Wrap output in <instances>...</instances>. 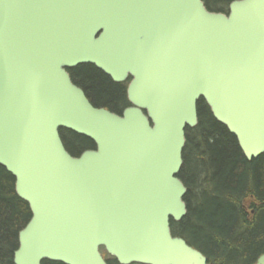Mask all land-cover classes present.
Here are the masks:
<instances>
[{"label":"water","instance_id":"water-1","mask_svg":"<svg viewBox=\"0 0 264 264\" xmlns=\"http://www.w3.org/2000/svg\"><path fill=\"white\" fill-rule=\"evenodd\" d=\"M131 79L121 115L69 73ZM203 99L246 158L264 157V0H0V166L32 218L15 264H208L171 223ZM96 149L73 157L61 131ZM256 264H264V255Z\"/></svg>","mask_w":264,"mask_h":264},{"label":"trees","instance_id":"trees-1","mask_svg":"<svg viewBox=\"0 0 264 264\" xmlns=\"http://www.w3.org/2000/svg\"><path fill=\"white\" fill-rule=\"evenodd\" d=\"M239 0H204L211 13L228 15ZM95 108L121 115L129 104L123 85L92 65L69 71ZM199 124L186 130L183 166L178 178L187 189V215L171 223L174 237L199 250L208 264H256L264 255V157L249 161L237 138L198 103ZM67 151L78 156L94 151L86 137L62 130ZM15 179L0 166V264H15L19 233L32 218L29 205L16 194ZM108 264L117 261L102 250ZM43 264H62L46 261Z\"/></svg>","mask_w":264,"mask_h":264},{"label":"flooded vegetation","instance_id":"flooded-vegetation-1","mask_svg":"<svg viewBox=\"0 0 264 264\" xmlns=\"http://www.w3.org/2000/svg\"><path fill=\"white\" fill-rule=\"evenodd\" d=\"M111 79V78H110ZM111 81L114 83V84H118V85H123L124 86V88H125V92H126V100H127V102H128V104H129V106L128 107H130V103H129V101H128V96H127V90H128V86H129V83H130V81H131V79H128L126 82H123V83H115L112 79H111ZM126 108H124L123 109V111L125 110ZM62 137V136H61ZM63 139V138H62ZM64 141V140H63ZM80 155H76V156H74V157H79Z\"/></svg>","mask_w":264,"mask_h":264},{"label":"bare ground","instance_id":"bare-ground-1","mask_svg":"<svg viewBox=\"0 0 264 264\" xmlns=\"http://www.w3.org/2000/svg\"><path fill=\"white\" fill-rule=\"evenodd\" d=\"M74 157V156H73Z\"/></svg>","mask_w":264,"mask_h":264}]
</instances>
